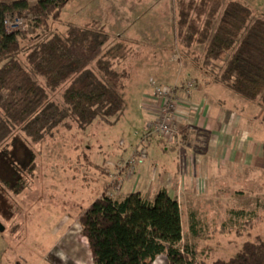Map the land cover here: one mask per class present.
Masks as SVG:
<instances>
[{"label": "rangeland", "instance_id": "rangeland-1", "mask_svg": "<svg viewBox=\"0 0 264 264\" xmlns=\"http://www.w3.org/2000/svg\"><path fill=\"white\" fill-rule=\"evenodd\" d=\"M239 1L248 5L254 16H264V0ZM176 6L177 0H69L62 10L56 28L63 29L67 22L83 24L96 20L109 34L110 41L104 48L114 45V68L128 75L122 91L125 108L112 123L94 121L85 128L71 123L70 127H58L40 145L27 140L24 145L19 142L16 148L7 147L6 154L1 153L0 223L4 230L0 232V264H92L77 217L103 192L101 180L107 179L101 168L112 187L111 174L116 164L135 150H146L142 162L155 155V159L165 158L174 164L175 151L157 146L158 136H149L151 146L143 142L142 137L149 135L146 126L152 120L140 109L142 87L144 95L152 98V81L161 84L153 70L165 63L175 66L182 59H186L192 78L201 71L211 80L207 71L200 69L202 47L195 46L183 58L176 45ZM22 27L18 24L13 30ZM36 79L43 83L41 77ZM195 85L194 81L191 93ZM226 90L227 104L245 118V126L263 148L260 162L252 169L245 167L239 171L235 165L216 166L207 187L198 189V196H190L185 205L181 198V244L192 246L196 258L204 264L227 260L244 241L264 238V109L258 100L248 101ZM60 91L51 92V98L61 101ZM31 152L35 155V167L28 174L24 168ZM5 166L27 181L20 192L11 190L14 178ZM231 168L235 170H227ZM131 186L125 180L112 197L119 191L120 196L128 195ZM191 218L196 224V235L190 231ZM148 264H167L166 257L159 255Z\"/></svg>", "mask_w": 264, "mask_h": 264}, {"label": "trees", "instance_id": "trees-1", "mask_svg": "<svg viewBox=\"0 0 264 264\" xmlns=\"http://www.w3.org/2000/svg\"><path fill=\"white\" fill-rule=\"evenodd\" d=\"M68 2L0 0V155L19 142L40 145L60 126L112 123L124 111L128 75L114 68L104 27L91 20L56 28ZM16 18L23 27L9 31L6 21ZM174 27L183 58L201 46L200 69L211 81L264 109V16L239 0H177ZM60 89L57 102L51 92ZM34 157L31 152L25 173L32 174ZM8 170L11 190L20 192L27 181ZM112 196L102 193L77 217L92 264H148L159 255L167 264H204L192 246L181 244L179 203L166 189L152 199L139 192ZM190 231L197 234L193 218ZM211 264H264V238L246 240L232 257Z\"/></svg>", "mask_w": 264, "mask_h": 264}, {"label": "crops", "instance_id": "crops-1", "mask_svg": "<svg viewBox=\"0 0 264 264\" xmlns=\"http://www.w3.org/2000/svg\"><path fill=\"white\" fill-rule=\"evenodd\" d=\"M179 63L175 66L165 63L161 68L153 70L161 84H183L186 78H191L196 84L190 96L181 97L180 100L182 117L187 115L186 119L181 120L182 140L168 143L157 137V146L163 147L162 150L175 151L177 156L174 164L165 158L155 159L154 155L139 164L134 174L128 176L122 172L121 178L122 184L127 180L132 185L129 193L139 192L147 199H152L158 190L166 189L179 203L182 222L181 198L182 205H185L190 196H198V189L201 191L207 187L216 166L235 165L239 171L245 167L252 169L260 162L263 147L252 135V130L245 126V118L227 104L226 87L213 83L208 77L200 74L201 71L197 72L201 76L192 78L186 59ZM144 94L145 89L142 87L143 103L140 104V109L147 112L153 120L159 101L153 97L149 99ZM187 101L194 106L190 111L183 105ZM149 136L146 134L142 137L147 146L153 144ZM100 171L107 179L101 180L102 193L109 194L111 180H108L103 168ZM119 192L115 198L125 197L120 196Z\"/></svg>", "mask_w": 264, "mask_h": 264}, {"label": "built area", "instance_id": "built-area-1", "mask_svg": "<svg viewBox=\"0 0 264 264\" xmlns=\"http://www.w3.org/2000/svg\"><path fill=\"white\" fill-rule=\"evenodd\" d=\"M16 20V21H15ZM24 21L21 18H16L12 21H6V26L9 31H14L15 25H23ZM11 28V29H10ZM153 92L152 96L156 101H159L157 106V113L155 118L146 126L148 134H154L161 139L168 140L171 143L180 142L179 138L182 134L181 120L186 119L182 117L180 109L181 97L188 98L191 90L194 87V80L186 81L184 84H157L152 81ZM188 111L194 107H189L191 104L187 101L183 104ZM185 115V113H184ZM146 158V150H135L125 160L118 162L114 168L115 173L111 174L113 181L109 195L115 193L122 184L121 173L126 175L135 173L136 167Z\"/></svg>", "mask_w": 264, "mask_h": 264}, {"label": "water", "instance_id": "water-1", "mask_svg": "<svg viewBox=\"0 0 264 264\" xmlns=\"http://www.w3.org/2000/svg\"><path fill=\"white\" fill-rule=\"evenodd\" d=\"M4 230L3 225L0 223V232H2Z\"/></svg>", "mask_w": 264, "mask_h": 264}]
</instances>
